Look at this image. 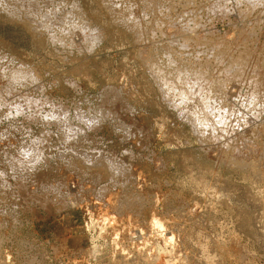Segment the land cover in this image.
Wrapping results in <instances>:
<instances>
[{
	"label": "rangeland",
	"instance_id": "obj_1",
	"mask_svg": "<svg viewBox=\"0 0 264 264\" xmlns=\"http://www.w3.org/2000/svg\"><path fill=\"white\" fill-rule=\"evenodd\" d=\"M0 1V264H264V0Z\"/></svg>",
	"mask_w": 264,
	"mask_h": 264
},
{
	"label": "bare ground",
	"instance_id": "obj_2",
	"mask_svg": "<svg viewBox=\"0 0 264 264\" xmlns=\"http://www.w3.org/2000/svg\"><path fill=\"white\" fill-rule=\"evenodd\" d=\"M47 1H48V0L43 1L44 6L46 5L45 2L47 3ZM33 2H34V1H31V3H33ZM101 2H102V1H101ZM0 3H1V1H0ZM3 3H4V2H3ZM35 3H36V2H35ZM35 3H33V4L36 6L37 3H36V4H35ZM43 3H42V5H43ZM17 4H18V3H17ZM17 4H16V5H17ZM1 5H2V3H1ZM5 5H7V4L4 3V4L2 5V8H3V9H5V8H7V7L9 6V5H8V6L6 7ZM31 5H32V4H31ZM37 5H38V4H37ZM73 5H74V4H73ZM76 5H77V4H76ZM3 6H5V7H3ZM17 6H18V5H17ZM36 7H37V6H36ZM38 7H39V6H38ZM71 7H72V6H71ZM74 7H75V5H74ZM13 8H14V7L10 6V10H11V9H12V10H11V11H8V9H9V8H8L6 14H7L8 16H13V15H15L14 17L16 18V15H18V14L20 15V13H18V11L20 12V9H21V8L18 7L19 9H17V8L15 7V8H16V11H13ZM33 8H35V7L33 6ZM39 8H40V7H39ZM39 8H37V11L33 9V12H31V10H30L31 14H32V13H33V14L30 15V14L28 13V15L26 16V14H25L24 17H27V19H29V21H30V19H31L32 16L36 17V16L34 15L36 12L38 13L39 11H41V10H38ZM72 8H73V7H72ZM3 9H2V10H3ZM40 9H41V8H40ZM43 9H44V7H43ZM45 9H46V8H45ZM50 9H51V8H50ZM14 10H15V9H14ZM57 10H58V9H57ZM72 10H73V9H72ZM5 11H6V9L4 10V12H5ZM34 11H35V12H34ZM51 11H53V8H52ZM41 12H42V11H41ZM43 12H44V10H43ZM46 12L48 13V9L46 10ZM46 12H44L45 16H46ZM53 12H54V11H53ZM53 12H52V13H53ZM55 12H56V10H55ZM55 12H54V14H55ZM58 12H59V11H58ZM49 13H50V11H49ZM49 13H48V14H49ZM61 13H62V12H61ZM65 13H66V12H65ZM12 14H13V15H12ZM38 14H39V13H38ZM19 15L17 16V18H19ZM52 15H53V14H52ZM38 16H40V15H38ZM38 16H37V17H38ZM41 16H43V13H41ZM65 16H66V14H65ZM67 16H68V15H67ZM48 17H49V18H48ZM52 17H53V16H52ZM52 17H51V18H52ZM69 17H70V16H69ZM11 18H12V17H11ZM38 18H39V17H38ZM47 18H48V19H47ZM39 19H41V20H42V19H47L46 22H48V20L50 19V16L48 15V16H46L45 18H41V17H40ZM52 19H53V18H52ZM59 19H60V18H58V19L56 20L57 22H56V21H54V22H56V23H59L60 21L62 22V20H59ZM62 19H63V18H62ZM35 20H36V19H35ZM53 20H54V19H53ZM63 20H64V19H63ZM65 20H66V19H65ZM70 20H71V19H70ZM70 20H69V21H70ZM29 21H28V22H29ZM31 21H32V19H31ZM66 21H67V20H66ZM66 21H65V23H63V24H66ZM79 21H81V20H79ZM79 21H78V22H79ZM37 22H38V21H37ZM39 22H40V21H39ZM75 22H76V21H75ZM82 22H83V21L79 22L80 24H78V23L76 22L77 25L75 24V26L78 27V30H77L78 33L81 34V35H79V34H78V35L81 36V37L83 36V37H82V38H83V41H84L85 43L87 42L88 45H89L90 43L93 44L92 42H94V39L96 38V37L94 36L93 32H92L93 30L91 31V29H90L89 27L84 26V24H82ZM31 23H34V21H32ZM42 23H43V22H42ZM42 23L40 22L41 25H42ZM56 23H54V25H57ZM46 24H48V23H46ZM51 25H52V23H51ZM68 25H69V24H68ZM70 25L74 27V25H73L72 22H71ZM70 25H69L68 27H70V29H71V26H70ZM30 26H31V25H30ZM60 26H61V23H60ZM60 26L57 25V28L60 27ZM63 26H67V25H63ZM46 27L49 28V24H48ZM76 27H74V29H72V30H76ZM36 28H37V27H35V29H36ZM39 28H40V29H43V28H45V26H44V27L42 26V27H39ZM48 28H47V29H48ZM51 28H52V27H51ZM51 28H50V29H51ZM54 28H55V26H54ZM54 28H53V30L56 29V28H55V29H54ZM35 29H34V30H35ZM50 29H49V30H50ZM60 29H61V30L64 29V31H66L67 33H70V32H68L69 29L66 30L65 27H64V28L62 27V28H60ZM88 29H89V30H88ZM58 30H59V29H58ZM58 30H57V32H59V33H61V34H64L63 32H60V30H59V31H58ZM32 31H33V30H32ZM48 32H49V31H48ZM57 32H56V33H57ZM71 32H73V31H71ZM50 33H51V31H50ZM52 33H53V31H52ZM65 34H66V33H65ZM57 35H58V33H57ZM49 36H50V35H49ZM62 36L64 37V39H65V37H67V35H65V36L62 35ZM62 36H61V37H62ZM177 36H178V35H177ZM51 37H53V36H51ZM54 37H55V36H54ZM57 37H58V36H57ZM63 37H62V39H60V42H61V41L63 42ZM68 37L70 38L69 35H68ZM81 37H80V38H81ZM91 37H92V38H91ZM55 38H56V37H55ZM73 38H74V37H73ZM73 38H72V39H73ZM52 39H53V40H52ZM52 39H51V41L53 42V41H54V38H52ZM49 40H50V39H49ZM57 40L59 41V39H57ZM57 40H56V41H57ZM95 40H96V39H95ZM186 40H187V39H186ZM186 40H185V41H186ZM56 41H55V42H56ZM73 41H74V39H73ZM78 41H79V40H78ZM78 41H77V42H78ZM70 42H71V41H70ZM80 42H81V41H80ZM53 43H54V42H53ZM58 44H60V43L58 42ZM66 44L68 45V43H66ZM80 44H81V43H80ZM91 44H90V45H91ZM72 45H73V44H72ZM72 45H71V46H72ZM85 45H86V44H85ZM90 47H91V46H90ZM223 47H224V46H223ZM168 49H169V48H168ZM89 50H90V49H89ZM167 55H168V53H167ZM210 55H211V54H210ZM213 56H214V55H213ZM176 60H177V59H176ZM217 60H218V59H217ZM169 61H170V60H169ZM177 61H178V60H177ZM172 63H173V62H172ZM21 65H22V64H21ZM21 65H19L20 67H17V68H19V69L17 70V72H12V74H9V75H10V78H9V79H13L14 82H15V81H17V80H23L24 78H26V77H25L26 75H29V72H30V71L24 72L23 70H25L26 68H22L23 66H21ZM20 69H23V70H20ZM28 70H29V69H28ZM152 70H153V69H152ZM150 71H151V70H150ZM152 73H154V72H152ZM155 74H158V73L156 72ZM155 74H154V75H155ZM152 75H153V74H152ZM29 76H30V75H29ZM29 76H28V77H29ZM158 76H159V74L157 75V77H158ZM30 77L32 78V76H30ZM30 77H29V79H30ZM159 78H161V77H159ZM9 79H8V80H9ZM26 79H27V78H26ZM156 79H158V78H156ZM159 80H160V79H159ZM11 81H12V80H11ZM160 81L162 82V80H160ZM163 81H164V80H163ZM157 82H158V81H157ZM164 83H165V82H164ZM67 84H69V82H68ZM158 85H159V83H158ZM162 85H163V84H162ZM159 87H161V86H159ZM162 87H163V86H162ZM164 87H165V86H164ZM165 90H166V88H165ZM12 91H13V90H12ZM161 91H162V90H161ZM163 92H165V91H163ZM5 95H6V94H5ZM21 98H22V97H21ZM165 98H166V97H165ZM22 99H23V98H22ZM166 99H167V98H166ZM168 99H169V98H168ZM174 104H175V103H174ZM12 106H13V105H12ZM27 106H28V105H27ZM24 107H25V106H24ZM18 109H19V108H18ZM60 109H61V108H60ZM61 112H62V111H61ZM54 117H55V116H54ZM185 117H186V116H185ZM203 117H205V116H203ZM203 117H202V118H203ZM49 119H50V118H49ZM200 120H201V123H203L204 121H206V120L202 121V119H200ZM200 120H199V121H200ZM83 125H84V124H83ZM76 132H77V131H76ZM67 134H68V133H67ZM202 139H203V138H202ZM64 150H65V149H64ZM37 153H38V152H37ZM65 153H66V152H65ZM25 154H26V153H25ZM112 157H113V156H112ZM36 158H37V157H36ZM34 159H35V156H34ZM35 160H37V159H35ZM24 161H25V160H24ZM25 162H26V161H25ZM108 166H109V165H108ZM127 172H128V171H127ZM12 221H13V220H12ZM156 223H157V222H156ZM158 223H159V222H158ZM159 256H160V255H159ZM161 256L163 257V255H161ZM159 258H161V257H159ZM162 259H165V257H163ZM162 259H161L160 262L166 263V262H164ZM158 260H159V259H158ZM158 262H159V261H158ZM160 264H161V263H160Z\"/></svg>",
	"mask_w": 264,
	"mask_h": 264
}]
</instances>
